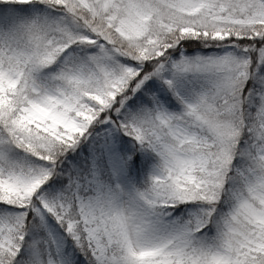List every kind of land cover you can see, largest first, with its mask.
I'll use <instances>...</instances> for the list:
<instances>
[{"label": "snow or ice", "instance_id": "1", "mask_svg": "<svg viewBox=\"0 0 264 264\" xmlns=\"http://www.w3.org/2000/svg\"><path fill=\"white\" fill-rule=\"evenodd\" d=\"M0 264H264V0H0Z\"/></svg>", "mask_w": 264, "mask_h": 264}]
</instances>
